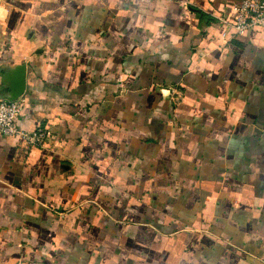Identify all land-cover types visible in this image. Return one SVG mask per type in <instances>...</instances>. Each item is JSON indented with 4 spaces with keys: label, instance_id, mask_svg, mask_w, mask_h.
I'll list each match as a JSON object with an SVG mask.
<instances>
[{
    "label": "crops",
    "instance_id": "0c3cea01",
    "mask_svg": "<svg viewBox=\"0 0 264 264\" xmlns=\"http://www.w3.org/2000/svg\"><path fill=\"white\" fill-rule=\"evenodd\" d=\"M241 0H0V264H264V25ZM1 100V98H0Z\"/></svg>",
    "mask_w": 264,
    "mask_h": 264
},
{
    "label": "built area",
    "instance_id": "2783aa9c",
    "mask_svg": "<svg viewBox=\"0 0 264 264\" xmlns=\"http://www.w3.org/2000/svg\"><path fill=\"white\" fill-rule=\"evenodd\" d=\"M234 19L229 23L238 36L264 25V0H241L232 6ZM22 98L9 101L0 100V132L6 136L20 137L29 148H44L49 143L51 133L47 129L32 132L21 129L17 120L24 110Z\"/></svg>",
    "mask_w": 264,
    "mask_h": 264
},
{
    "label": "water",
    "instance_id": "95a60500",
    "mask_svg": "<svg viewBox=\"0 0 264 264\" xmlns=\"http://www.w3.org/2000/svg\"><path fill=\"white\" fill-rule=\"evenodd\" d=\"M0 98L13 101L24 95L27 82V67L25 64L15 66L1 75Z\"/></svg>",
    "mask_w": 264,
    "mask_h": 264
}]
</instances>
